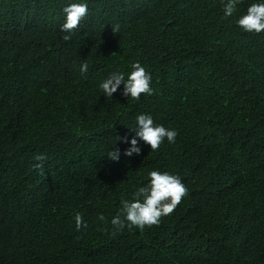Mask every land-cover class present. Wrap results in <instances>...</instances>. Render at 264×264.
Returning a JSON list of instances; mask_svg holds the SVG:
<instances>
[{
    "label": "trees",
    "instance_id": "trees-1",
    "mask_svg": "<svg viewBox=\"0 0 264 264\" xmlns=\"http://www.w3.org/2000/svg\"><path fill=\"white\" fill-rule=\"evenodd\" d=\"M255 2L225 18L222 0H0V264H264V31L236 23ZM70 3L88 14L65 41ZM135 62L153 94L105 97ZM140 114L175 143L124 156L117 135ZM151 170L188 194L159 225L112 235Z\"/></svg>",
    "mask_w": 264,
    "mask_h": 264
},
{
    "label": "clouds",
    "instance_id": "clouds-1",
    "mask_svg": "<svg viewBox=\"0 0 264 264\" xmlns=\"http://www.w3.org/2000/svg\"><path fill=\"white\" fill-rule=\"evenodd\" d=\"M224 17L233 16L236 6L240 0H222ZM65 16L64 23L60 25V31L69 33L62 38L65 41L71 39V34L79 27L80 22L88 14V5L86 3H70L63 8ZM236 23L245 32H255L257 34L264 31V2L252 3L246 12L238 18ZM113 34L119 32V25H112ZM89 65L84 62L80 65L81 75H86ZM151 75L139 62L131 65V70L125 78V73L115 71L110 73L99 85L105 97H112L114 93L123 85L122 95L139 100L142 94L152 95ZM135 135L129 140L127 135L121 137L117 135V140L129 144L123 155L132 157L140 156L142 149L140 142L150 146L153 152L159 150L161 144L167 139L168 143H175L177 132L165 128L163 125H157L151 115L140 114L136 117V126L131 128ZM120 149L114 147L108 152L107 157L118 162L120 159ZM46 156L36 155V163L32 165L34 169H42ZM148 183L139 187L132 198L121 201V207L116 215L111 219L114 228L112 235L123 231L125 227H133L143 231L145 227L159 225L161 218L171 215L182 199L188 194V190L178 175H173L167 171L151 170L148 172ZM76 230L87 229L88 225L83 221L82 215H75ZM98 219L104 221L103 214Z\"/></svg>",
    "mask_w": 264,
    "mask_h": 264
}]
</instances>
